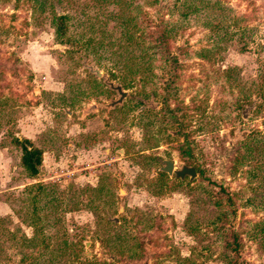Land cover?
<instances>
[{
    "label": "rangeland",
    "instance_id": "374dc122",
    "mask_svg": "<svg viewBox=\"0 0 264 264\" xmlns=\"http://www.w3.org/2000/svg\"><path fill=\"white\" fill-rule=\"evenodd\" d=\"M184 1L130 0L129 42L119 21L99 22V0H0V264H264V168L240 143L264 138V110L246 89L262 56L251 40L264 35V0H211L188 16ZM61 13L69 43L52 24ZM234 13L256 29L242 35ZM161 16L177 63L156 57L157 92L142 84L145 70L124 87V66L142 69L125 53H141L146 19L155 41ZM110 82L126 91L114 105ZM24 134L42 150L34 175L15 143ZM164 158L202 174H168Z\"/></svg>",
    "mask_w": 264,
    "mask_h": 264
},
{
    "label": "trees",
    "instance_id": "16d2710c",
    "mask_svg": "<svg viewBox=\"0 0 264 264\" xmlns=\"http://www.w3.org/2000/svg\"><path fill=\"white\" fill-rule=\"evenodd\" d=\"M99 1H100V7H99L100 13H103L105 15L104 18H99V22L101 24L102 23L106 24L107 19H116L115 21L116 22L119 21L120 27L124 30L125 40L129 42H131L132 39L137 40L135 36L136 34H134V32H131V33L129 32V27L132 25V21H133L132 13L130 14L128 12H125V8L129 6L131 3L130 0H99ZM110 1H113L117 5H119L122 11L117 12V11H112L109 9L107 10L105 8V5ZM210 1L211 0H185L182 4V10H181L183 13L182 15L188 16L190 13H195L197 11L199 12L200 10L203 9V7H208L210 4ZM88 6L89 4H87V2L83 4L84 9L82 10L81 8V10L83 11V13L81 14L84 16H87V18L90 19L91 15L88 13L87 9H85V8H88ZM220 6L223 9L231 8V6H228V4L227 5L220 4ZM67 18H69L68 14L61 13V14H57L56 17H54L52 21V24L54 25L55 33L58 37V41L62 43H69L71 41V38L68 34L69 22ZM232 19L233 20L231 22L232 23L231 25L236 26L237 29L241 31L242 35H244L245 32H248V31L253 32L256 29V27L250 26L248 25V23L241 24V21L244 20L245 18L243 16H239V14L237 13H234L232 15ZM156 20L158 21V23L161 22V26H160L159 32L155 36V41L151 43V41H149V39L147 38L150 35V31L148 29V27L150 26H147V24H149V21L152 22L153 20L146 19L148 23L147 22L145 23L144 29L141 32V35L142 33H145V35H143V39H144L143 42L145 43V45L141 48V53L138 56L135 55L133 51L131 52L127 51V53H125L124 59L126 61H130L134 63V60L136 59V57H138V60L142 64V69L140 67H137L134 69L135 64L132 67L126 64L124 66L127 69L125 70L126 76H123L122 78V84L124 87H129L130 85H133L135 83L134 79H135L136 74L140 73L142 70H145L142 73H140V79L142 81V84L149 86L152 92H157V88L159 87L160 80L157 78V74L154 72V67L158 64L157 62L156 63L154 62L156 57H160L161 61L162 60L170 61V64L177 63V58L175 54L169 50V39L171 36V31L174 28L173 24L169 22L164 16L157 17ZM85 22L86 21L82 20L83 24H85ZM209 24L215 28L222 27L224 25L221 20H218V21L210 20ZM263 36L264 35L262 34V38L260 40H256V39L251 40V42L255 43L256 45L255 49L258 52H261L262 56H259V59H258V64L256 68L257 76H255V78H253V80L251 81V86H248L246 88L250 95L253 92H255L258 95V100L255 104V107L258 110H264V37ZM93 42H95V40L92 36H89L86 39V44H91ZM105 46H108V45L105 44ZM126 46H129V44H127ZM154 46H157V47L155 48ZM244 47H246V45H244ZM105 49H110V48H105ZM114 53H121V52L114 51ZM97 57H100V59H103V57H101L100 54H98ZM165 64L167 63L164 62V65ZM112 74L114 75L113 72ZM169 77H170L169 82H172L170 84V89H172L173 86L176 85L174 73L172 72ZM252 135L253 137H251ZM255 136H256L255 131L251 134L250 133L246 134L247 139H243L240 143H241V146L245 149V151L249 153L247 155L246 153L245 155H242V158L250 157V155L252 157L253 153H255L256 154L255 155L256 167L259 169V167L264 168V138L262 137L255 138ZM15 143L21 147L22 153L20 157V162L22 166L28 171V174L34 175L38 173L39 171L38 166L41 164V161H42L41 148L34 145L28 137H23L22 139L15 137ZM195 168H196V171L199 172V174H202V169L199 166V164L195 166ZM159 173H164V172L160 171ZM31 184L33 183H30V185ZM44 185H45L44 183L40 182L39 184H37V188L41 190L43 189ZM31 186H34V185H31ZM219 189L220 191H226V189L222 185L219 187ZM198 199H199L198 197L194 198L192 202L190 203L193 204L194 202H197ZM91 202L92 200H90V203ZM92 205H93V209H95L96 207L94 206V204ZM192 214H193V210L190 209V211L186 215L187 222L189 218L192 216ZM221 217L225 218L226 215L225 214L223 216L219 215L215 218V220L217 219L219 220L221 219ZM77 255L78 254L75 253V257H77ZM81 263L85 264V261H82Z\"/></svg>",
    "mask_w": 264,
    "mask_h": 264
},
{
    "label": "water",
    "instance_id": "95a60500",
    "mask_svg": "<svg viewBox=\"0 0 264 264\" xmlns=\"http://www.w3.org/2000/svg\"><path fill=\"white\" fill-rule=\"evenodd\" d=\"M97 76H101V71L98 68L92 70ZM110 86L116 89L119 93L118 98L113 99L109 102L108 105H114L122 101L123 97L126 95V91L122 89L121 84L114 85L112 82L109 83ZM91 107L94 106L93 103H88ZM84 113L88 110H83ZM160 169L167 172L168 174H174L176 177L183 178L186 174L189 175L190 179H193L197 175V171L194 165L192 164H183L180 168H175V163L172 159L164 158L161 160ZM39 168V167H38ZM40 169V168H39Z\"/></svg>",
    "mask_w": 264,
    "mask_h": 264
},
{
    "label": "crops",
    "instance_id": "0c3cea01",
    "mask_svg": "<svg viewBox=\"0 0 264 264\" xmlns=\"http://www.w3.org/2000/svg\"><path fill=\"white\" fill-rule=\"evenodd\" d=\"M21 133H23V132H21ZM25 135V137H26V134H24ZM19 139H21L20 137H19ZM5 204V203H4Z\"/></svg>",
    "mask_w": 264,
    "mask_h": 264
}]
</instances>
